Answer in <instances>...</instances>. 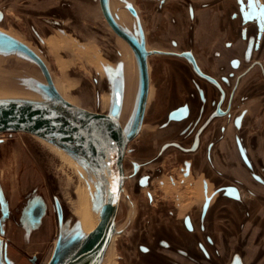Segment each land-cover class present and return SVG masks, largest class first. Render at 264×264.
Here are the masks:
<instances>
[{
    "label": "flooded vegetation",
    "instance_id": "af4514ba",
    "mask_svg": "<svg viewBox=\"0 0 264 264\" xmlns=\"http://www.w3.org/2000/svg\"><path fill=\"white\" fill-rule=\"evenodd\" d=\"M128 1L141 13L139 18L149 51L147 105L142 127L133 139L145 126L150 101L173 103L165 110V119L159 126L166 134L181 136L164 141L156 155L147 161L133 160L130 176H136L144 165L173 147L179 153L192 155L183 158L180 183L193 186L197 182L196 194L190 198L196 204L191 208L183 206L182 201L173 206L163 203L146 212L149 232L145 243L140 244L147 254L146 264H264V159L255 153L244 131L249 122L256 135L264 129V102H241L236 108L234 102L242 81L257 69L264 83V27L260 28L258 20L264 0H235L236 9L231 0H145L144 14L136 0ZM121 2L133 17L130 30L134 31L137 16L125 1ZM200 8L206 9V15L217 11L219 19L203 24ZM61 22L59 18L50 21L57 25ZM231 22L239 25L235 28L237 42L223 33L230 29ZM216 35L221 42L215 47ZM233 52L237 54L232 56ZM248 98L247 94L243 99ZM149 115V122L154 123L157 114L149 112ZM254 117L256 122L252 123ZM150 138L146 137L144 143L148 144ZM130 142L129 150H136L130 149ZM230 155L236 159L234 166ZM195 175V181H190ZM155 177L154 172L142 173L137 183L151 188ZM217 177L229 181H218ZM173 181L177 182L176 178ZM210 188L213 191L208 195ZM202 194L205 199L199 206ZM5 196L8 200L6 193ZM146 198L154 204L157 198L152 188ZM40 199L44 211L36 224L34 216L41 210ZM8 202V216L1 221L0 201L1 238L6 233L5 221L14 213ZM61 207L65 217V207L62 204ZM48 209L44 196L37 191L30 194L20 208L18 227L25 235H31L44 226ZM54 212L59 220L55 199ZM134 214V211L130 214L131 223ZM30 260L36 263L38 255H32Z\"/></svg>",
    "mask_w": 264,
    "mask_h": 264
},
{
    "label": "rangeland",
    "instance_id": "374dc122",
    "mask_svg": "<svg viewBox=\"0 0 264 264\" xmlns=\"http://www.w3.org/2000/svg\"><path fill=\"white\" fill-rule=\"evenodd\" d=\"M144 1L136 0L143 14L146 11ZM231 2L236 9L235 0ZM110 5L117 21L133 30V17L124 8V3L110 0ZM138 13L141 18L139 9ZM54 18L61 19V24L50 23ZM0 30L23 40L41 55L62 95L91 110L108 112L110 82L104 64L115 65L119 60L123 61L125 91L120 119L123 125L128 123L139 88V67L130 45L107 23L99 0H0ZM236 54L233 52L231 55ZM244 67L245 65L239 71ZM26 76L44 80L39 67L30 59L16 53L0 54V98L45 101L41 94L26 86L23 82ZM152 93L153 91L150 100ZM247 94L249 98L244 100ZM263 94L264 83L257 69L253 75L242 81L235 97V108L241 102H264ZM169 105L172 106L173 103L149 102L145 126L130 142V149L133 147L136 150L131 151L128 147L126 149V179L117 219L118 231L113 236L103 264H146L147 254L140 249V244L145 243L149 232L146 212L156 210L157 205L163 203L173 206L174 203L181 204L183 201V206L190 208L192 204H196L190 199L196 194V175L190 179L195 181L193 186L191 183L189 186L180 183L183 176L180 169L183 158L192 157L191 154L179 153L171 147L158 159L144 165L136 176H130L133 160L145 162L156 155L164 141L181 138L177 133H164L159 126L165 119L164 112ZM149 112L157 114L154 123L148 120L151 115ZM255 119L254 117L251 120L252 123L256 122ZM248 124L244 131L252 141L255 153L262 155L264 159V129L256 135L250 122ZM232 129L234 132V126ZM149 136L151 138L148 144L144 143V139ZM42 139L28 132H0V183L14 211L11 218L5 221L6 233L2 237L6 242L7 255L14 264L48 263L59 230L58 217L54 212L55 198L64 205L66 216L72 219L71 223L78 219L81 228L86 229L88 226V222L77 216L74 209L80 207L79 192L93 195L97 175L90 167L85 168L80 163L73 164L59 152L47 147ZM229 157L234 166V155ZM149 172L156 175L151 187L157 198L153 205L146 198L151 188L141 187L137 183L140 174ZM174 178L177 182L173 181ZM217 180L229 181L219 177ZM36 191L48 201L49 209L44 218V226L27 236L18 227L17 219L21 206ZM212 191L210 188L208 195ZM204 199L205 194H202L198 201L199 206ZM186 201L189 203H185ZM133 211L135 214L131 223L130 214ZM34 254L38 255L36 263L30 260Z\"/></svg>",
    "mask_w": 264,
    "mask_h": 264
},
{
    "label": "water",
    "instance_id": "95a60500",
    "mask_svg": "<svg viewBox=\"0 0 264 264\" xmlns=\"http://www.w3.org/2000/svg\"><path fill=\"white\" fill-rule=\"evenodd\" d=\"M122 1V0H121ZM125 1L137 16L134 31L122 26L111 10L110 0H99L100 8L109 26L132 47L139 67L140 80L133 111L126 125L121 122L125 79L124 64H104L110 82L108 112L88 109L67 100L55 84L45 60L27 43L13 34L0 30V54L16 53L37 64L44 80L26 76V86L41 94L46 102L20 98H0V132H28L64 148L83 167L88 166L97 175L93 193L94 207L100 220L87 243L79 240V221L71 223L64 214L58 198V238L47 264H103L113 235L118 231V212L125 185L124 155L129 142L139 133L149 93L148 54L143 26L135 7ZM258 2V1H256ZM255 7L256 4L254 2ZM258 20L264 27V8L260 6ZM261 35V32L259 33ZM253 40L250 42L252 47ZM258 45V43L256 44ZM0 201L5 220L9 202L0 184ZM34 222H40L44 202L40 199ZM0 264H14L6 252V243L0 237ZM241 264V263H240Z\"/></svg>",
    "mask_w": 264,
    "mask_h": 264
},
{
    "label": "bare ground",
    "instance_id": "6f19581e",
    "mask_svg": "<svg viewBox=\"0 0 264 264\" xmlns=\"http://www.w3.org/2000/svg\"><path fill=\"white\" fill-rule=\"evenodd\" d=\"M38 102H46V100L45 101H38ZM41 138H43V137H41ZM42 140L45 143V145H47V147H49V148H51V149L59 152L61 155L65 156L67 159H69L73 164L74 163H76V164L79 163L76 159H74L71 156V154L69 152H67L61 146L57 145L56 143L50 142V141L46 140L45 138H43ZM81 169H83V167ZM78 198H79V205H80V207L78 209L75 208L74 209V213L77 216H79L81 219H83L84 221L88 222V226L86 227V229L81 228V224H79V240H80V242L82 244H85L90 239L91 232L93 231V229L96 227L97 223L99 222V220H100V214H99V211L94 207V204H93V195L90 196V195L86 194L85 192L84 193L83 192H79ZM65 220H66V216L64 218V221ZM112 239H113V237H112Z\"/></svg>",
    "mask_w": 264,
    "mask_h": 264
},
{
    "label": "crops",
    "instance_id": "0c3cea01",
    "mask_svg": "<svg viewBox=\"0 0 264 264\" xmlns=\"http://www.w3.org/2000/svg\"><path fill=\"white\" fill-rule=\"evenodd\" d=\"M199 13H200V20L201 22L204 24L206 21L207 23L211 22L213 19H219L217 18V11H214L213 15H206L205 11L206 9L200 8L198 9ZM236 26L238 27L239 25L237 24V22H231L230 24V29L228 28L227 30H225L223 33L224 35H230V38L232 39L233 42H237V34L235 31ZM221 42V37H218L217 35L214 37V43H215V47L219 45V43ZM250 264V263H249Z\"/></svg>",
    "mask_w": 264,
    "mask_h": 264
}]
</instances>
